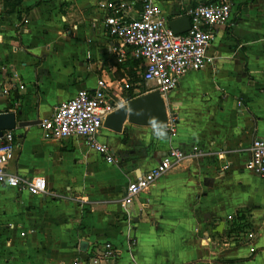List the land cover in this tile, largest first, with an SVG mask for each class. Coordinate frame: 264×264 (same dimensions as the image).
Returning <instances> with one entry per match:
<instances>
[{
	"label": "crops",
	"instance_id": "crops-1",
	"mask_svg": "<svg viewBox=\"0 0 264 264\" xmlns=\"http://www.w3.org/2000/svg\"><path fill=\"white\" fill-rule=\"evenodd\" d=\"M16 1L0 0V112L39 121L93 88L100 69L125 87L135 73L117 107L128 100L124 92H147L138 91L137 63L117 64L109 52L102 0ZM218 1L157 3L171 19L187 2ZM229 1L233 26L213 28L211 63L163 96L171 98L173 137L126 121L119 133L103 128L99 140L113 154L106 162L81 137L47 139L38 123L10 130L15 150L6 170L53 195L0 187V264H88L86 254L103 241L121 250L113 264H264V233L248 241L225 234L230 221L255 229L264 211V178L244 168L251 141L264 137V0ZM171 146L188 157L134 196L127 218L126 185Z\"/></svg>",
	"mask_w": 264,
	"mask_h": 264
},
{
	"label": "built area",
	"instance_id": "built-area-1",
	"mask_svg": "<svg viewBox=\"0 0 264 264\" xmlns=\"http://www.w3.org/2000/svg\"><path fill=\"white\" fill-rule=\"evenodd\" d=\"M98 7L103 12L102 29L110 41L109 52L117 64L126 59L135 60L139 69L138 82L147 85V92L156 90L163 96L177 86L179 78L197 71L211 63L207 49L213 38V28L221 25L228 31L233 26V12L229 0L218 2L186 3L178 16H186L189 28L173 33L167 26V19L157 0H102ZM22 24L26 19L22 18ZM13 77H15L13 75ZM121 85L103 69L93 88H81L75 94L55 105L48 117L38 121L41 135L47 139L59 140L70 136L81 137L86 146L102 155L106 162H112L113 154L106 141H100L102 122L107 114L117 107V99L125 83ZM22 88V85H18ZM168 137L175 135L174 119L166 114L163 124ZM15 145L12 134H0V187L10 186L28 194L50 195L53 193L36 182L6 170V164L14 156ZM197 148L191 146L190 154ZM187 152L178 146H171L159 155L156 163L130 181L120 198V207L129 216L128 205L140 192L153 188L164 173L179 165ZM244 168L259 178H264V137L255 138L248 147ZM230 220V217H228ZM254 232L264 233V211L255 229L239 235L242 241L252 238ZM135 239L126 244L130 251ZM252 251V249H250ZM121 254L119 247L108 241L100 242L86 254L88 264H113Z\"/></svg>",
	"mask_w": 264,
	"mask_h": 264
},
{
	"label": "water",
	"instance_id": "water-1",
	"mask_svg": "<svg viewBox=\"0 0 264 264\" xmlns=\"http://www.w3.org/2000/svg\"><path fill=\"white\" fill-rule=\"evenodd\" d=\"M167 26L173 33H181L189 28L186 16H177L167 21ZM18 112H0V134L3 131L13 130L15 127H23L38 123V120L17 121ZM158 124L166 122V108L163 98L156 90H150L140 95L126 100L125 104L120 105L107 114L102 122V127L114 133H119L122 123L141 126H152V121Z\"/></svg>",
	"mask_w": 264,
	"mask_h": 264
},
{
	"label": "rangeland",
	"instance_id": "rangeland-1",
	"mask_svg": "<svg viewBox=\"0 0 264 264\" xmlns=\"http://www.w3.org/2000/svg\"><path fill=\"white\" fill-rule=\"evenodd\" d=\"M136 81V78H135V73H129L128 74V81H127V85L126 87H123V91H125V89L127 87H132L131 84L135 83ZM143 88H138V91L142 90ZM167 95V94H166ZM166 100L168 102H166L164 100V105H165V108H166V114L167 113H170V111L168 110L170 107L168 106V103L171 102V98L170 96H166ZM105 130H102L101 132L103 133ZM231 223L227 224L226 225V231H225V234H229V235H232V236H235L236 238L239 236V233H240V236H242V234L247 230L246 226L242 225L241 223L239 224H235L233 221H230Z\"/></svg>",
	"mask_w": 264,
	"mask_h": 264
},
{
	"label": "clouds",
	"instance_id": "clouds-1",
	"mask_svg": "<svg viewBox=\"0 0 264 264\" xmlns=\"http://www.w3.org/2000/svg\"><path fill=\"white\" fill-rule=\"evenodd\" d=\"M151 123H152V128L155 132V135L158 138H163L166 135L164 130H163L164 126L161 124H158L155 120H153Z\"/></svg>",
	"mask_w": 264,
	"mask_h": 264
},
{
	"label": "trees",
	"instance_id": "trees-1",
	"mask_svg": "<svg viewBox=\"0 0 264 264\" xmlns=\"http://www.w3.org/2000/svg\"><path fill=\"white\" fill-rule=\"evenodd\" d=\"M17 1L15 0V3H16ZM205 3H210V2H205ZM131 62H135V63H137L135 60H131ZM122 64V63H121ZM129 74V73H128ZM142 86H143V84H141V88H142ZM132 95L130 94V91L128 90V91H126V92H124L123 93V97H124V99H129L130 97H131Z\"/></svg>",
	"mask_w": 264,
	"mask_h": 264
}]
</instances>
